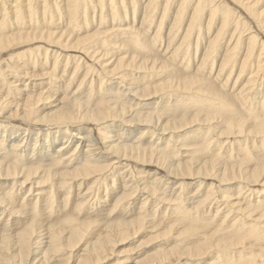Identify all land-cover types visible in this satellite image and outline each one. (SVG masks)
I'll use <instances>...</instances> for the list:
<instances>
[{
  "label": "bare ground",
  "instance_id": "6f19581e",
  "mask_svg": "<svg viewBox=\"0 0 264 264\" xmlns=\"http://www.w3.org/2000/svg\"><path fill=\"white\" fill-rule=\"evenodd\" d=\"M0 264H264V0H0Z\"/></svg>",
  "mask_w": 264,
  "mask_h": 264
}]
</instances>
